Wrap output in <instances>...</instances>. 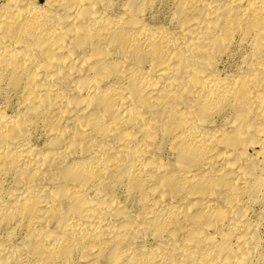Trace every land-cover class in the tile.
Segmentation results:
<instances>
[{"label": "bare ground", "instance_id": "6f19581e", "mask_svg": "<svg viewBox=\"0 0 264 264\" xmlns=\"http://www.w3.org/2000/svg\"><path fill=\"white\" fill-rule=\"evenodd\" d=\"M264 0H0V264H261Z\"/></svg>", "mask_w": 264, "mask_h": 264}, {"label": "rangeland", "instance_id": "374dc122", "mask_svg": "<svg viewBox=\"0 0 264 264\" xmlns=\"http://www.w3.org/2000/svg\"><path fill=\"white\" fill-rule=\"evenodd\" d=\"M263 235H264V231H263ZM263 238H264V236H263ZM261 264H264V260H263V262Z\"/></svg>", "mask_w": 264, "mask_h": 264}]
</instances>
